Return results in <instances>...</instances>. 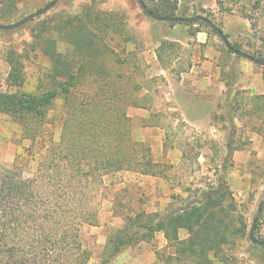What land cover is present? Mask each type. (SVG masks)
Listing matches in <instances>:
<instances>
[{
	"label": "trees",
	"instance_id": "16d2710c",
	"mask_svg": "<svg viewBox=\"0 0 264 264\" xmlns=\"http://www.w3.org/2000/svg\"><path fill=\"white\" fill-rule=\"evenodd\" d=\"M143 1L157 16L178 15L177 0ZM0 2L12 6L15 0ZM183 24L196 25L193 35L200 30L216 35L203 22ZM31 36L27 45L39 49L49 63L34 85L24 73L28 50L22 54L9 47L4 54L8 72L6 88L0 86V113L29 141L25 152L36 168L25 175L27 158L20 165L0 164V264H87L90 253L81 229L98 224L97 190L104 177L133 172L167 178L166 164L154 158L151 140L138 136L128 112L152 108L155 78L148 75L151 64L143 42L128 28L123 12L85 4L80 13L42 18ZM180 47L167 38L159 41L153 50L159 71L170 69ZM254 101L264 109V95ZM258 130L264 140V115ZM234 141L226 142L229 157L240 148ZM232 201L222 172L176 208L127 214L108 234L97 264H112L117 255L143 242L154 247L155 260L149 264H230L232 255L226 252L241 234L231 211L223 207L226 202L234 209ZM263 212L264 204L258 219ZM181 231L188 236L182 238ZM159 234L165 241L161 248L156 246ZM253 246L264 264V245Z\"/></svg>",
	"mask_w": 264,
	"mask_h": 264
},
{
	"label": "rangeland",
	"instance_id": "374dc122",
	"mask_svg": "<svg viewBox=\"0 0 264 264\" xmlns=\"http://www.w3.org/2000/svg\"><path fill=\"white\" fill-rule=\"evenodd\" d=\"M51 0H15L14 5L7 6L0 2V23H13L27 14L34 12ZM177 0L179 16L202 14L212 19L228 37L230 43L239 46L242 51L259 59H264V0ZM145 3V2H144ZM92 5L108 11L123 12L128 28L142 40L146 59L151 68L148 75L153 76L151 82L154 101L151 109L129 108L133 126L140 138L151 140L153 156L167 166V178L174 185L187 186L189 193L196 188L206 187L215 181L222 172L226 173L233 197L234 209L229 215L234 218L233 225L241 228L239 237L234 238V244L227 255L232 258L230 264H262L257 257L259 248L250 240V229L257 214L258 205L264 200V140H249L247 132H254V121L248 119L233 120L229 115V106L210 104L208 98L187 87L186 79L180 80L174 71L191 63L190 49L187 44L192 43V31L196 25L187 26L186 31L175 33L178 39L167 38L180 44L178 57L165 70L164 79L157 77L159 69L157 62L151 59V54L159 41L173 34L172 27L167 22L155 21L143 12L137 0H58L57 3L42 15L33 18L25 25L14 30H0V86L6 88L5 78L8 65L4 61L5 51L14 47L18 52L28 56L23 59L24 73L27 80L34 85L40 71L45 70L49 63L39 49L31 50L28 43L32 42V32H36L38 23L46 16L61 17L80 13L83 5ZM147 6V5H146ZM195 35V34H194ZM216 51L220 52V59L227 72V80L235 82L244 78L240 67L248 62L261 73L264 79V65H257L247 59L227 54L223 50V43L218 36L210 33ZM59 49H62L61 46ZM224 51V52H223ZM214 95V91H211ZM232 94V88L228 96ZM200 102L202 111L211 112L209 120H182L180 114L185 109L196 114ZM195 111V113H194ZM156 116H153L155 115ZM178 119V120H177ZM157 121L161 128H153L148 124ZM241 144L243 150L237 154L227 155L226 142L228 139ZM254 142L253 148L251 145ZM29 141L21 138L20 128L12 120L0 113V164L6 167L20 165L23 159L27 163L23 166L25 175H30L36 168L31 156L25 152ZM223 165L225 168H223ZM137 178V177H136ZM136 178L133 172H119L104 177L103 183L97 190L98 224L84 225L81 229V240L85 249L90 253L87 264H97L100 252L108 234L123 224L124 216L132 214L138 209L152 211L153 204L149 195L141 197L136 190ZM148 184V183H147ZM198 184V185H195ZM195 185L194 187H191ZM188 197V196H187ZM187 197L173 195L167 206L176 208L187 200ZM112 211V212H110ZM159 212V211H158ZM165 211H162L163 213ZM252 235L255 239L264 241V212L255 222ZM161 244V243H160ZM257 245V244H256ZM258 246V245H257ZM151 244L140 243L129 248L127 252L136 263L149 260ZM212 255V254H210ZM216 261V260H215ZM213 261V262H215ZM112 264H118L113 260ZM214 264H221L216 261Z\"/></svg>",
	"mask_w": 264,
	"mask_h": 264
},
{
	"label": "crops",
	"instance_id": "0c3cea01",
	"mask_svg": "<svg viewBox=\"0 0 264 264\" xmlns=\"http://www.w3.org/2000/svg\"><path fill=\"white\" fill-rule=\"evenodd\" d=\"M180 24L183 23H176L171 28L173 34H169L166 38L178 39L175 33L187 30V26H180ZM186 39H192L193 41L192 43L187 44L191 53V65L186 71L180 73V80L186 79L188 81L187 87L189 89L196 91L207 98L211 96L213 99H209L208 101L212 105L217 104V102H215V97H213L216 96V101H218L220 105H227L230 107L228 115L233 120L243 121L248 119L249 121H254V132H247V135L250 136V141L254 138L262 141L263 136L258 128L263 119L264 109H258L257 106L261 104L258 103V105H256L254 101L255 96L264 95V79L262 78L261 73L257 72L252 64L246 62L240 67L244 78L232 85V82L227 80V72L220 59L221 54L216 51L214 47L216 40H212L210 34L204 30H200L196 32L195 35L191 36V38L189 37ZM151 57V59L154 58V52H152ZM158 73L164 75L165 71L161 70ZM231 88L232 94L228 96L227 94ZM235 90H239L240 92L236 98L233 99ZM211 91H214V95H211ZM205 103L206 102H200L198 104L196 114H191L192 110L185 109L180 114L182 120H209L212 111H209V113L202 111L203 104ZM153 128L161 127L155 126ZM253 145L254 142L249 146L253 148ZM243 148L244 147L240 144V148L234 150L233 153L237 154L243 150ZM133 175L135 178L137 177L136 182H134L136 190L141 192L140 195L142 193L147 196L149 195V200L153 204L152 211H166L167 206L172 201L171 197L173 195L177 196L178 193H180L181 197H187L189 195V190L186 188L187 186L174 185L170 178L145 176L137 173H133ZM195 185L191 187H194ZM141 197H143V195H141ZM180 235L182 238H185L188 236V233L181 231ZM164 244L165 241L163 240L162 235L159 234L158 242L156 244L157 248H161ZM153 248V245H151L149 250V260L145 262L140 261L139 263H136L127 252L120 253L114 260L117 261L118 264H149L155 260Z\"/></svg>",
	"mask_w": 264,
	"mask_h": 264
},
{
	"label": "water",
	"instance_id": "95a60500",
	"mask_svg": "<svg viewBox=\"0 0 264 264\" xmlns=\"http://www.w3.org/2000/svg\"><path fill=\"white\" fill-rule=\"evenodd\" d=\"M58 0H51L49 1L47 4H45V6H43L42 8L31 12L29 14H27L26 16L22 17L21 19L13 22V23H9V24H5V23H0V30H14L17 29L23 25H25L26 23H28L29 21H31L33 18L38 17L40 15H42L43 13H45L46 11H48L50 8H52ZM138 4L140 5L141 9L143 10V12L145 14H147L149 17H151L152 19H154L155 21H160V22H173V23H195V22H203L205 23L208 27H210L218 36V38L221 40V42L223 43V45L225 46V48L232 54L239 56L241 58L247 59L257 65H264V59H259L251 54H248L242 50L236 49L234 48L231 43L229 42L228 38L225 36L224 32L222 31V29L209 17L202 15V14H195L192 16H157L155 14H153L146 6V4L144 3L143 0H137ZM264 204V200H262L260 202V204L258 205L257 208V214L253 219V223H252V227L250 229V240L251 242L257 244V245H264V241L263 240H258L255 239L252 235V231L254 229L255 226V222L257 220L258 214L260 212L261 206Z\"/></svg>",
	"mask_w": 264,
	"mask_h": 264
}]
</instances>
